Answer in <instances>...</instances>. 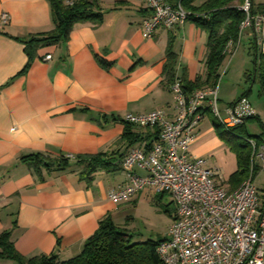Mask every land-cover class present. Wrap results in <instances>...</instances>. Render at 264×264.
I'll list each match as a JSON object with an SVG mask.
<instances>
[{
  "label": "crops",
  "instance_id": "obj_1",
  "mask_svg": "<svg viewBox=\"0 0 264 264\" xmlns=\"http://www.w3.org/2000/svg\"><path fill=\"white\" fill-rule=\"evenodd\" d=\"M205 1L193 0L192 5ZM77 4H84L89 15L74 21L65 39L36 48L29 60L24 41L55 27L51 3L0 0V15H8L6 23L0 20V233L7 231L14 250L25 257L56 253L60 260L69 259L81 251L100 219L109 216L123 226L126 204L153 196L159 200L164 194L146 186L128 201L113 204L108 191L126 179L119 161L98 168L88 182L71 169L34 171L25 157L64 155L72 163L78 155L121 152L124 143L117 141L124 123L117 118L161 108L172 119L173 98L164 78L169 40L177 54V78L193 83L206 76L207 31L192 19L143 37L141 21L149 11L142 2L62 0L65 7ZM97 57L110 67L103 68ZM251 68L243 72L246 82ZM248 90L250 100L251 87L226 102L221 115ZM252 107L260 119V110ZM205 109L190 152L213 167L210 160L222 163L231 154ZM141 129L145 133L148 128ZM235 170L231 166L227 174ZM0 264L17 263L0 257Z\"/></svg>",
  "mask_w": 264,
  "mask_h": 264
},
{
  "label": "built area",
  "instance_id": "obj_2",
  "mask_svg": "<svg viewBox=\"0 0 264 264\" xmlns=\"http://www.w3.org/2000/svg\"><path fill=\"white\" fill-rule=\"evenodd\" d=\"M138 1L149 11L141 21L143 37H150L158 28L181 24L189 15L179 2ZM254 1L241 0L236 7L244 17L236 42L225 45L226 61L235 53L245 29L253 33L257 53L264 54V9H258ZM0 20L6 23L8 15L2 13ZM217 85L218 81L213 87L186 93L176 77L169 86L175 109L172 119L161 108L122 117L137 127L155 128L157 139L148 146L138 144L127 150L119 161L126 179L108 191L107 199L119 204L146 186L170 195L175 205L174 217L166 237L156 246L164 264H264V188L259 190L254 183L255 169L260 166L259 171H264V143L257 145L248 139V175L234 189L225 186L220 171L207 166L204 157L190 152L205 106L225 130L255 115L245 95L221 115Z\"/></svg>",
  "mask_w": 264,
  "mask_h": 264
},
{
  "label": "trees",
  "instance_id": "obj_3",
  "mask_svg": "<svg viewBox=\"0 0 264 264\" xmlns=\"http://www.w3.org/2000/svg\"><path fill=\"white\" fill-rule=\"evenodd\" d=\"M49 1L56 15L55 27L50 32L33 35L24 41V49L29 60L36 48L55 44L65 39L71 24L89 15L84 4L65 7L62 6V0ZM177 2L189 12L187 19H192L199 27L207 31L205 79L200 80L197 78L193 83H189L181 78L182 89L184 92L189 93L196 89L213 87L219 79L222 64L226 60L225 45L229 41L236 42L238 37V27L244 15L236 7L241 0H207L198 7L192 5L193 0H175L170 4ZM254 5L263 10L264 0L258 3L254 1ZM252 44L254 47L251 60L252 68L250 73L246 74V77L252 83L257 82L259 94H264V54L257 53L254 37ZM97 60L103 68H109L111 65L110 62L102 58L97 57ZM176 64L177 54L172 49V41L169 40L164 63V78L168 86L176 78ZM248 92L249 90L243 95L247 96ZM205 111H209V109L206 108ZM212 117L213 124L219 129V136L225 143H237L234 142L235 138L244 139L243 144L234 145L230 148L236 157L237 164L235 172L228 179L229 185L233 189L248 175L251 155L248 139H252L257 145L264 143V128L260 122L262 131L259 135L248 134L244 123L225 130L217 118L213 115ZM117 119L124 123V132L117 141L124 143V150L121 152L113 150L111 152L78 155L72 163L64 155L51 157L42 153L31 154L25 159L28 160V164L34 171L38 172L43 168L46 170L71 169L78 171L81 178L89 182L92 179V174L98 168L111 166L114 162L117 165L131 146L142 142L148 146L152 143L150 141L151 137L157 136L155 128H148L143 133L144 131L141 128L121 118ZM247 146L250 149L249 151L246 150ZM170 215L174 216L171 212ZM164 238L147 239L145 241L134 240V233L131 230L114 223L109 216H105L99 220L96 230L85 239L81 251L69 259L60 260L56 253L25 257L14 250L7 231L0 233V257L12 259L17 264H164L156 250L157 244Z\"/></svg>",
  "mask_w": 264,
  "mask_h": 264
},
{
  "label": "rangeland",
  "instance_id": "obj_4",
  "mask_svg": "<svg viewBox=\"0 0 264 264\" xmlns=\"http://www.w3.org/2000/svg\"><path fill=\"white\" fill-rule=\"evenodd\" d=\"M261 0H255L258 3ZM253 33L251 30L245 29L240 37V43L229 61H224L220 71V77L218 79V91L217 96L220 99L218 101V107L222 113V108L226 102L231 101L243 90H247L251 87L249 94L250 103L260 110L261 118H251L247 120L246 129L250 135H259L261 131L260 122L261 119L264 121V94L258 93V83L246 82L243 77V72L246 69L252 67V52L254 50L252 39ZM222 91L225 92L226 96H221ZM251 104V105H252ZM244 139L235 138L234 142L237 143H225L230 151L231 158L222 159V163H213L212 160L209 163L215 167L220 168L219 170L225 176L223 183L225 186L229 185L228 179L230 175L235 172L227 174L231 166H236V157L230 148L234 145L243 144ZM249 151V147H246ZM222 165V166H221ZM260 166L255 171L254 183L259 190L264 188V171H259ZM227 174V175H226ZM241 183V182H240ZM239 183V184H240ZM239 184L236 186L238 187ZM235 187V188H236ZM234 189V188H233ZM175 205L170 199L168 193H164L162 198L153 196L152 198H142L140 201H133L126 204L124 212V221L126 222L123 226L127 227L131 232L134 233V240L145 241L147 239L157 240L165 237L169 225L171 215L170 212H174Z\"/></svg>",
  "mask_w": 264,
  "mask_h": 264
}]
</instances>
